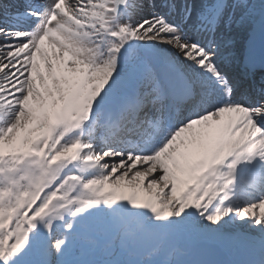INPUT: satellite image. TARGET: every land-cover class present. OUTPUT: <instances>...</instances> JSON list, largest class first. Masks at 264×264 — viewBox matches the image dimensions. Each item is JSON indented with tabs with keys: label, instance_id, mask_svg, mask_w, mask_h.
<instances>
[{
	"label": "snow or ice",
	"instance_id": "6c2138e0",
	"mask_svg": "<svg viewBox=\"0 0 264 264\" xmlns=\"http://www.w3.org/2000/svg\"><path fill=\"white\" fill-rule=\"evenodd\" d=\"M0 264H264V0H0Z\"/></svg>",
	"mask_w": 264,
	"mask_h": 264
}]
</instances>
